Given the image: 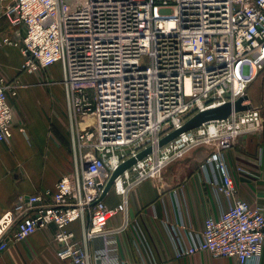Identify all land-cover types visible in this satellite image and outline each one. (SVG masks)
Wrapping results in <instances>:
<instances>
[{
    "label": "built area",
    "instance_id": "1",
    "mask_svg": "<svg viewBox=\"0 0 264 264\" xmlns=\"http://www.w3.org/2000/svg\"><path fill=\"white\" fill-rule=\"evenodd\" d=\"M0 3V15L11 28L0 45L20 50V71L51 84L47 70L59 68L72 151L71 175L61 177L52 191L19 197L2 214L0 253L6 238L22 241L53 225L55 256L64 264L154 263L136 226L148 261L120 256V237L132 222L130 194L143 182L158 180L188 152L211 148L199 172L218 216L207 217L201 232L188 231L186 242L179 227L164 222L174 257L207 252L213 258H235L236 264H260L263 210L234 198L223 149L264 130V104L256 108L248 100L245 111L202 124L163 146L159 142L194 115L247 96L264 69V0ZM19 87L18 81L0 76V142L11 138L10 100L17 98ZM147 149L113 181L109 192L118 202L109 207L102 194L112 173ZM238 171L255 177L249 170ZM118 215L122 223L111 227L109 221ZM74 223L79 236L69 229Z\"/></svg>",
    "mask_w": 264,
    "mask_h": 264
},
{
    "label": "crops",
    "instance_id": "2",
    "mask_svg": "<svg viewBox=\"0 0 264 264\" xmlns=\"http://www.w3.org/2000/svg\"><path fill=\"white\" fill-rule=\"evenodd\" d=\"M8 1L4 0V3ZM5 36H11V28L0 15V39ZM22 62L23 56L18 48L0 45V76L20 84L17 98L10 100L13 112L11 138L0 142V217L19 197L52 191L61 177L72 173V151L67 135L64 91L59 83L60 71L58 79L50 80L48 77L58 85L53 87L52 83L39 82L36 76L22 73ZM46 88L54 91L55 99L52 101ZM246 94L253 107H262L264 69L250 83ZM262 116L264 119V112ZM19 127H23L25 133ZM210 149L188 152L182 160L171 164L177 165L167 166L158 180L145 181L131 192L129 216L132 222L119 240L123 260L141 263L142 259H149L133 229L136 226L154 259L151 264H236L235 258H213L207 252L176 259L164 225L167 222L179 227L186 242L188 231L199 233L207 217L218 216L217 205L199 172V165ZM223 155L234 182V198L253 207L259 206L264 214V130L239 137L231 147L223 149ZM184 160L187 163H180ZM238 168L253 172L255 177L244 176ZM104 201L113 207L118 198L111 191L104 196ZM121 223L120 215L109 221L111 227ZM69 229L79 236L78 223L71 224ZM55 234V226L49 225L22 241L6 238L7 247L0 253V264H64L55 256ZM260 264H264V243Z\"/></svg>",
    "mask_w": 264,
    "mask_h": 264
},
{
    "label": "water",
    "instance_id": "3",
    "mask_svg": "<svg viewBox=\"0 0 264 264\" xmlns=\"http://www.w3.org/2000/svg\"><path fill=\"white\" fill-rule=\"evenodd\" d=\"M246 101H248V97L243 96V97L239 98L237 101H235L234 103H226L222 106L212 108V109H208V110H205L203 112H200V113L194 115L192 118L187 120V122L180 129H178V130L170 133L166 137H164L159 142V146H163V145L167 144L168 142L173 140L175 137H177L179 134L191 131L193 129H196V128L200 127L202 124H205V123H208L211 121H216V120H224L232 113L242 112V111L249 109V107H250L249 105L243 104ZM149 152H150V149H147V150L141 152L140 154H138L136 158H132V159L128 160L127 162H125L124 164H122L121 166H119L112 173L110 179L108 180V182L104 188L102 198L109 192L113 181L123 171H125L126 169L131 167L135 163L136 160H140L143 157H145Z\"/></svg>",
    "mask_w": 264,
    "mask_h": 264
},
{
    "label": "rangeland",
    "instance_id": "4",
    "mask_svg": "<svg viewBox=\"0 0 264 264\" xmlns=\"http://www.w3.org/2000/svg\"><path fill=\"white\" fill-rule=\"evenodd\" d=\"M59 68L58 67H54L53 68V70H47V74H48V77L50 78V80H55V79H58V77H59ZM33 76H35V75H33ZM37 77V76H36ZM38 78V77H37ZM47 86V85H46ZM51 86H53V87H55V86H57L58 87V85H55V84H53V85H51ZM57 87H56V91H57ZM49 88V87H48ZM48 88H46V89H48ZM45 89V90H46ZM47 91V90H46ZM47 94H49V98L51 99V101L53 100V98L55 99V94H54V91L52 90V91H50L49 89H48V92H47ZM91 94H92V96L93 97H95L97 94H96V91H92L91 92ZM98 94H100V90H99V93ZM67 125H68V123H67ZM67 135H68V139H69V137H70V135H69V130H68V126H67ZM183 159V158H182ZM182 159H180V160H182ZM180 160H178V161H180ZM188 160V159H187ZM178 161H176V162H178ZM185 161V162H184ZM184 161H182V162H180V163H187V161L186 160H184ZM175 162V163H176ZM178 164V163H177ZM177 164H174V165H177ZM174 165H170L171 167L172 166H174ZM171 167H169V168H171ZM192 169H194V168H192Z\"/></svg>",
    "mask_w": 264,
    "mask_h": 264
}]
</instances>
